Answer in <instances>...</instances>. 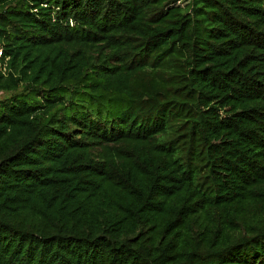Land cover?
<instances>
[{
    "label": "trees",
    "instance_id": "1",
    "mask_svg": "<svg viewBox=\"0 0 264 264\" xmlns=\"http://www.w3.org/2000/svg\"><path fill=\"white\" fill-rule=\"evenodd\" d=\"M0 264H264V0H0Z\"/></svg>",
    "mask_w": 264,
    "mask_h": 264
},
{
    "label": "rangeland",
    "instance_id": "2",
    "mask_svg": "<svg viewBox=\"0 0 264 264\" xmlns=\"http://www.w3.org/2000/svg\"><path fill=\"white\" fill-rule=\"evenodd\" d=\"M10 93H0V99L5 98V97H9Z\"/></svg>",
    "mask_w": 264,
    "mask_h": 264
},
{
    "label": "built area",
    "instance_id": "3",
    "mask_svg": "<svg viewBox=\"0 0 264 264\" xmlns=\"http://www.w3.org/2000/svg\"><path fill=\"white\" fill-rule=\"evenodd\" d=\"M0 54H1V51H0Z\"/></svg>",
    "mask_w": 264,
    "mask_h": 264
}]
</instances>
